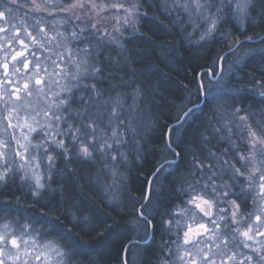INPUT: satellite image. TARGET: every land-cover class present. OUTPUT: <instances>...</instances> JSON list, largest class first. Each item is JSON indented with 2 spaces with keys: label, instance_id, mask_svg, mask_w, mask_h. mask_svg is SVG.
Segmentation results:
<instances>
[{
  "label": "snow or ice",
  "instance_id": "snow-or-ice-1",
  "mask_svg": "<svg viewBox=\"0 0 264 264\" xmlns=\"http://www.w3.org/2000/svg\"><path fill=\"white\" fill-rule=\"evenodd\" d=\"M261 3H264V0H261ZM3 6L5 11H0V20L5 19L6 13L10 17L14 10H19L24 6L28 8L25 12L26 17L38 16L40 18L31 25L32 30L24 26L23 22L20 27L12 25L15 28V34L5 38V43L9 47L13 41L22 46L20 51L12 49L15 51V54L11 56L13 61H16L17 57H22L23 68L28 69L32 61L25 53H29L35 60L34 72L27 77L22 89L16 87L8 95L15 97L14 104L21 101L22 90L26 96L30 97L32 92L28 81L38 77L35 78V86H42L40 89L42 92L45 90L44 86L47 87L49 104L42 114L40 111H34L31 115L26 114L22 122L19 112H27L26 109L17 105L9 110L5 132L8 129H13V131L8 133V140L0 139V182L5 186L10 178L15 182V177L23 171L24 175L20 178L26 184L28 181L27 168L32 166V160L39 162L44 156L47 157L48 167L52 168L56 157L48 155L50 149L64 157L65 160L72 158L73 150H75L74 155L81 159L91 160L94 154L100 155L105 168L110 170L115 178L118 175L116 166L126 157L124 153H118V159L117 155H111V153L117 151L119 146L127 144L128 137H135L137 133V128L130 121L126 122L121 119L124 115L122 98L106 96V90L98 87L103 83L99 76V73L103 71V61L100 59L103 55L102 49L104 46L118 44L117 37L109 35L106 31L101 33L97 25L90 21V27L86 26L72 31V42L82 43L85 47L78 48L75 53L67 49V56L63 52L59 53V62L52 60L54 72L50 74L47 67L43 69L48 76L47 81L43 76H39L42 61L36 54V50L48 51L46 44H51L55 39L54 36L49 37L48 31L41 26V21L46 22L59 17L63 23H70L68 16L61 14H74V10L92 11L97 7L94 0H70L68 3L64 0H23V4L20 0H4ZM113 7L123 8L124 23H130L135 27L136 19L141 14L138 3L132 2L131 7H125L123 4L113 5ZM163 8L167 13L166 19H171L173 12L177 14L173 21L174 28H178L183 20L192 26L193 31L203 29L201 35L203 40L213 36L230 19L241 24L251 19L255 4L253 0H165ZM87 14L85 12V15ZM76 18L79 19L78 16ZM21 30L29 43H25V39L20 38ZM6 32L5 28L0 27V33ZM231 35V33L223 34L224 42L229 44L230 49L234 47L230 42ZM253 39V37H247V41ZM243 43L239 39L235 41V45ZM80 53H83V56ZM46 59H51V57H46ZM225 59L223 55L218 56L214 63H219L222 68V62ZM3 68L7 75L8 64L4 63ZM15 71L20 70L15 69ZM209 73H212L213 78L215 77L214 69L209 68L204 75ZM53 75L60 79H53ZM61 79L65 81L63 84L60 82ZM255 83L260 88H264V81ZM213 87L210 85L208 89H205L202 80L198 84L199 92L205 95ZM54 88L58 90L54 91ZM259 95L264 97V91L259 92ZM141 96L140 91L134 94V98ZM74 101L81 107L73 108ZM190 103L191 107L181 106L172 117V122L166 125L167 132L164 139L167 154L162 157V163L153 173V179L149 181L148 194L145 196V200L149 202L155 189L159 187L155 181H159L161 177L167 180L169 175H173L171 170L178 167L181 151H185L184 144L190 135L187 125L190 123L192 113L199 107L196 101H190ZM117 109L120 110L117 111ZM210 111L212 114L206 115L202 121L210 133L206 134L201 131L199 126L191 133L201 142L204 160L193 156L192 165L196 171L188 173L193 180L199 178L205 183L199 186L192 184L187 188L182 183L180 190L189 197L184 204L193 207L181 208L177 205L175 206L177 211L163 213L158 223L165 232L171 233L173 225L177 228L183 227L175 217L191 213L188 218L192 223L187 224L186 230L183 231V239L177 245L176 251L179 253L180 264H217L218 257L220 264H228V262L231 264H264V231L260 230L264 228V204L259 203V201H264V107L233 106L231 109H225L222 105H217ZM97 114H107L108 123L104 128L98 126ZM38 117L46 118L47 122L40 125ZM13 120L17 122L14 124ZM109 127L112 129L111 136L107 133ZM15 129L21 130V137L27 144L21 143L15 134ZM24 129H27L29 133L39 131L46 137L52 138L48 139L46 144L32 146L28 141V136L24 134ZM213 140L216 143H213ZM13 141L16 148L13 151V159L9 160L7 151ZM29 147L35 148V155L31 157ZM185 155H187L186 151ZM188 176L181 174L178 180L186 181ZM43 187L40 178H36L34 190L30 188V194L39 196V190ZM107 187L111 188L112 185ZM206 196H211L212 199H206ZM230 197L234 199H229ZM248 203H251L259 213L255 215L251 223L249 221L252 220V214L248 213L245 216L241 213V207ZM214 206L218 210L216 218H212ZM147 207L146 203L141 205L142 210L137 218L146 224H151L152 220L149 216H145L143 211ZM195 210L203 214L201 219L209 218L208 222L197 223ZM4 211L10 212L7 208ZM164 216L169 218L165 220ZM0 221H2L0 223V264H29V251L38 248L44 251L36 255L34 259L40 261L43 256L44 264H76L74 249L78 247V242L72 240L70 236H64L54 230L36 228L32 224L21 225L19 220L10 215L0 217ZM13 225L17 227L13 228ZM242 225H247L246 230L241 231ZM73 227L76 225L74 224ZM145 233L147 235V228ZM53 235H59L61 239H45ZM26 236L29 239H25ZM63 240H67L68 243L64 244ZM177 240L179 241V234H177ZM229 246L233 249H250V254L244 255L243 252L232 251L231 255H228ZM181 248L184 249L182 253H180ZM12 250H15L14 254H10ZM160 253L161 255L157 257L159 264H169L173 254L169 244H165L160 249Z\"/></svg>",
  "mask_w": 264,
  "mask_h": 264
},
{
  "label": "trees",
  "instance_id": "trees-1",
  "mask_svg": "<svg viewBox=\"0 0 264 264\" xmlns=\"http://www.w3.org/2000/svg\"><path fill=\"white\" fill-rule=\"evenodd\" d=\"M94 2L97 7L108 10L120 4L131 7V3L136 2L141 13L135 27L130 23H116L118 28L123 26V34L121 32L116 36L118 44L104 46L100 57L103 71L99 76L103 83L98 87L106 90V96L122 98L124 115L121 119L130 121L137 128L136 136H129L127 144L114 151L115 155L124 153L126 157L116 166L119 177L111 179L102 157L97 154L91 160L71 158L66 162L59 161L50 190L47 188L39 196L31 195L18 185L16 179L15 182L8 180L6 186L0 182V216L9 213L4 211L7 208L10 212L24 214L32 222L41 224L43 221L45 229L70 236L78 242V247L74 249L76 264H123L121 258L126 243L130 239H140L139 235H142V227L141 232L135 231L133 221H140L137 208L145 197L148 178L167 154L164 139L166 125L172 122V117L181 106L190 107V101L200 102L198 72L203 68L217 70L218 63L214 61L229 49V44L223 39L224 33L232 34L230 42L233 45L237 39L261 37L256 42L244 41L238 45L235 51L225 56L222 65L239 50L248 48L236 67L237 77L231 79L230 88L237 89L240 103L246 108L264 106V99L258 96L262 88L255 83L264 81V3L253 0L252 18L246 20L243 29L230 19L209 39L197 42L188 35L190 26L183 20L178 28L173 27L177 16L175 12L171 14V19L165 18V0ZM96 8L92 11L77 10L81 14L76 24L74 19L78 13L69 17L73 30L81 28L79 26L90 27L89 21L95 22ZM85 12L88 14L85 15ZM208 79V75L201 74L200 81L204 86ZM137 91L142 96L134 98ZM208 105L205 96L204 103L192 113L193 118L187 125L190 133L184 144L187 155L181 151L178 167L171 170L173 175H169L167 180L162 178L161 188L151 196L150 202H146L148 207L143 210L144 215L152 220H157V217L146 213L149 207L150 212L153 207H157L156 210L153 208L155 212H160L180 198L178 188L183 181L178 178L189 172L185 160L188 155H203L200 140L191 133L197 126L200 127L209 113ZM97 124H103L100 114H97ZM200 130L210 133L205 127H200ZM103 167L107 170L106 175ZM109 185L112 187L106 188L109 191L106 194L104 188ZM74 224L76 227H73ZM53 236L61 239L59 235ZM154 236L142 246L135 244L128 248L127 264H130L133 248L136 249V264L156 263L160 254L157 246L164 238ZM62 242L68 243L67 240Z\"/></svg>",
  "mask_w": 264,
  "mask_h": 264
},
{
  "label": "rangeland",
  "instance_id": "rangeland-1",
  "mask_svg": "<svg viewBox=\"0 0 264 264\" xmlns=\"http://www.w3.org/2000/svg\"><path fill=\"white\" fill-rule=\"evenodd\" d=\"M67 3V2H65ZM21 4H23L21 2ZM4 4H0V11H5V8L3 6ZM25 8L27 6H24ZM24 7H22L24 9ZM28 9V8H27ZM96 14L94 17V21L95 22H91V23H95L98 27V29L101 31V33H104L105 31L109 34V35H114L117 36L118 34H120L122 32L123 34V26L122 29L118 28L116 23L118 22L119 24L124 25V9L123 8H117V7H113L112 9L108 10L106 8H96ZM20 10H14L13 13L11 14V16L9 17L6 13V17L3 20H0V27H3L7 30L6 33H0V45H3V47H0V139L3 140H8V133L12 132L13 129H8L7 132H5V126L7 125L8 122V115H9V110L12 109L14 106H19L22 109H26V111H20L19 112V116L21 118V122L23 121V118L26 114L31 115L34 111H40L41 114L43 112V110H47L48 104H49V98L47 95V87H45V90L42 92L40 89L42 86H35V78L38 77H34L31 81L29 82V86H30V90L32 92V95L26 96L23 92V90L21 91L20 95L22 97L21 101L16 102V104H14L13 102L15 101V97H9L8 93L11 91H14V89L16 87H20L22 89L23 83H25L27 81V77L29 75H32L34 72V63L35 60L33 59V57H31L29 55V53H25L26 56H28V59L30 61H32V63L29 64V68L28 69H24L23 68V64L21 63V61L23 60L22 57H17L16 61H11V55H10V51L11 49H16L17 51L22 50V46L18 44V42L13 41L12 45L9 47L6 43H5V38L9 37L11 35L15 34V28L12 27V25H15L16 27H20L21 26V22L24 23V26L29 27V30L31 29V25L36 23L37 20H39L40 18L38 16L36 17H26L25 15H22V17H16L17 14L15 13H19ZM78 13V17L80 16L81 12L74 10V14L73 13H68V14H61V15H67L68 18L69 17H74L75 14ZM77 18L74 19V24H76L75 22ZM236 21V20H235ZM246 22V21H245ZM245 22L243 24H241L240 22L236 21V23L240 26L241 29L244 28ZM78 24V23H77ZM41 26L45 27V30L48 31V35L49 37H55V39L52 41L51 44H46V48L49 49L48 51L45 50H36V54L37 56L40 58V60L42 61L41 64V70L39 72V76H43L45 81L48 80V76L45 74L44 72V68L47 67V71L48 73H53L54 72V65L52 64V60H57V62H59V56L58 54L63 52L65 53V56H67V49H70L73 53L76 52V50L78 48H83L85 47L84 44L82 43H73L71 40V32L74 31L73 28L71 27L70 23H63L61 21V19L59 17H57L56 19H50L45 21H41ZM121 26V25H120ZM69 27V29H67ZM81 28H83L82 26H79ZM108 30V31H107ZM203 29L199 30V31H193L192 26H190L189 29V33L188 35L191 37H194V41L200 42L202 41L201 39V35H202ZM58 33H62V35H58ZM20 38L25 39V43H29V40L27 38L24 37V33L21 30L20 33ZM210 37L203 39V40H207ZM237 49V48H236ZM235 49V50H236ZM35 50V49H33ZM234 50V51H235ZM248 52V48L239 50L238 52H236L234 54V56H232L227 63L222 65L221 68V73L219 75V78L217 79V81H212V79H208V81L206 80L205 83V89H208L210 87V85H213L214 87L212 88L211 91H209L205 96L208 99V109L207 111L209 112L206 115H211V111L212 109H214L217 105H222L225 109H231L233 106L234 107H241V108H246L245 104L242 105L240 103V98H239V93H237V89H233L230 88V84H231V79H234L235 77H237L236 74V67H238V65L240 64V59ZM7 53V55H6ZM81 56H83V53H80ZM46 57H51V59H46ZM7 63L8 64V69H7V75L5 74V69L3 68V64ZM15 69H19V72H16ZM216 74V71H215ZM53 79H60L59 77H55L53 75ZM8 81H10V83H8ZM61 84H63L65 81L63 79H61ZM251 89H254L253 87ZM261 89V88H260ZM54 91H57V88L53 89ZM264 91V88H262L260 90ZM77 95H80V93H77ZM258 96L259 93H258ZM264 99V97H262ZM73 108H80L81 105L77 102H73L72 104ZM248 107V106H247ZM260 107V106H258ZM256 107V108H258ZM262 107V106H261ZM264 107V106H263ZM193 115L190 117V120L193 118ZM103 118V124L100 125V128H104L107 123H108V117L107 114L102 115ZM38 119H40L38 117ZM14 124L17 122L16 120L12 121ZM47 122L46 118L45 119H40V125H44ZM66 127V126H65ZM200 127H205L209 132L210 130L201 122L200 123ZM24 134L28 136V141H30V144L32 146L35 145H41V144H46L47 140L52 138V137H46L45 135H43L41 132H36V133H29L27 131V129H24ZM111 131L112 129L109 127L107 129V133L109 136H111ZM15 134L17 136V138H19L21 140V143H26V141L23 140V138L21 137V130L20 129H15ZM111 142V141H110ZM67 143V141H66ZM213 143H216V141L213 140ZM201 145V142H200ZM69 147H71V145H69ZM16 148V144L13 141L10 145L9 150L7 151V158L9 160L13 159V151ZM40 151L42 152L43 149L41 148ZM75 150H73V156L72 159H81L78 158L74 155ZM203 155L200 156H196L198 157L200 160H204V152L202 151ZM29 155L30 157L32 155H35V148L33 147H29ZM48 155H52L56 157V160L54 162V165L52 168L48 167V161H47V157L44 156L42 158V160H40L39 162L37 160H32V166L27 168V172H28V181L27 183H23L21 180V176L24 175L23 171L17 175L15 177V179L17 180L18 185H21L23 188L26 189V191H28L30 193V188H33L34 183H35V179L36 178H40L41 183L44 185L43 188H41L39 191L42 192L44 190H46L48 188V190H50L51 188V183H52V177L55 174V169H56V163L59 161H67L65 160L64 157L60 156L57 152L51 151V149L49 150ZM111 155H115L114 151L111 153ZM192 157H190V155H188V157L185 159L187 166L188 167V171L189 172H195L196 169L194 167V165H192ZM17 160L19 158H16ZM103 160V158H102ZM207 162V161H205ZM104 173L107 171L104 167H103ZM108 174L110 175L111 179L114 178L111 174V171L108 170L107 171ZM186 174V176H188V173ZM106 175V173H105ZM119 177V174L116 176ZM106 178V177H105ZM162 178L159 181H155L156 184L159 185V187H157L155 189V192H158L159 189L161 188V184H162ZM11 179V178H10ZM114 183V182H111ZM183 183V186L185 188L189 187V185L192 184H196V185H201L203 183H205L204 180H200L199 178L197 180H193L191 178V176H188V179L186 181L181 182V184ZM108 187L104 188V192L107 194V189ZM181 187L178 188V192H179V199L172 201L169 204L168 208H164L162 211H158L155 212V208L157 207H153L151 206V212H150V207H149V212L146 211V213L148 215H154L156 216L157 220H160L161 216L163 213L168 212L171 213L173 211H177L176 207L177 205H179L181 208L183 207H189L192 208V205H185L184 202L187 201L189 199L188 196L184 195V193L180 190ZM34 190V188H33ZM197 190L199 191V187L197 188ZM206 199L211 200L212 197L211 196H206ZM113 199V198H111ZM262 201H259V203H261ZM256 209V208H255ZM216 212V217L218 215V210L213 209ZM197 215H196V222L200 223V222H206L208 220V218H203L202 217V213H199L198 210H195ZM10 215L11 217L16 218L17 220H19L21 225H25V224H32L34 227L36 228H40V229H45L42 227V223H44L43 221H41V224L32 222L33 220H29L26 218V216L24 214H20L18 212H9L5 215H1L0 217L3 216H8ZM191 215V213H188L186 216H181V215H177L175 217L176 220H179L181 225H183V227L181 228H177L175 225H173V228L171 230V233L167 232V236L164 237V239L162 241L159 242V248L162 249L164 247L165 244H169V246L171 247L174 244V247H171L172 249V256L171 257V261L169 262V264H180L179 260H178V255L179 253H177V245L180 241H176L175 237L177 236V232L179 231H184L186 230L187 224L188 223H192V221L188 218ZM214 217V218H216ZM165 220H167L169 217L168 216H164L163 217ZM0 223H2V221H0ZM133 227H135V231L137 232H141V223L138 222L137 220L133 221ZM211 227V225H209ZM13 228H16V225L12 226ZM143 228V227H142ZM183 238V235H182ZM25 239H29V237H25ZM46 240L49 239H56L54 236H49L45 238ZM58 240V239H57ZM173 241H176V243H173ZM202 246V245H201ZM31 246H29L30 248ZM15 250H12L10 252V254H14ZM44 250L42 248H38L35 250H30L29 251V256H28V261L29 264H44L45 258L42 256L40 261H37L34 259V257L36 255H39L41 252H43ZM184 251L183 248L180 249V253H182ZM161 255V253L159 254V256ZM22 259H24V257L22 256ZM129 262L130 264H136V249L133 248V252L131 253V256L129 257ZM159 264V261H158Z\"/></svg>",
  "mask_w": 264,
  "mask_h": 264
},
{
  "label": "flooded vegetation",
  "instance_id": "flooded-vegetation-1",
  "mask_svg": "<svg viewBox=\"0 0 264 264\" xmlns=\"http://www.w3.org/2000/svg\"><path fill=\"white\" fill-rule=\"evenodd\" d=\"M20 2H22L23 3V0H20ZM0 4H4V0H0ZM20 11H19V13H15V14H17V18L18 17H22V15H25V12H27L28 11V9H27V7L25 8L24 7V9L23 8H20L19 9ZM15 51H17L16 49H15ZM15 51H12V49H11V51H10V55L12 56V55H14L15 54ZM20 51V50H19ZM11 61H12V59H10ZM9 180H11V179H9ZM229 199H234V197H230ZM260 204H264V201H262ZM221 206H223V205H221ZM213 209H214V207H213ZM212 209V212H213V217L212 218H214V217H216V212L214 211ZM215 209H217V207L215 206ZM241 213L242 214H244L245 216H247V214L248 213H251L252 214V220L251 221H249L250 223L252 222V221H254V219H255V215H257V214H259L258 212H257V210L255 209V207L251 204V203H248V204H246V205H243L242 207H241ZM137 215H138V213H137ZM207 218V217H206ZM209 219V218H208ZM152 220V219H151ZM158 221L159 220H152V223L151 224H146L144 221H142V220H140V221H138V222H140L142 225V235H139L140 236V239L139 240H143V239H145L147 236H148V234H149V232H151V237H153V235H155L154 237H162V238H164V237H166L167 236V232H165L162 228H161V225H160V223H158ZM208 222V220L206 221V222H204V223H207ZM246 227H247V225H242L241 226V231H243V230H246ZM147 228V235H146V233H145V229ZM261 231H264V228H261L260 229ZM177 234H179V241L180 240H182L183 238H182V235H183V231H179V232H177ZM175 240L176 241H178L177 240V236L175 237ZM132 245H135V244H131L130 246H129V248L132 246ZM136 245H140V246H142V245H144V244H136ZM158 247V250H160V248H159V246H157ZM171 247H174V244L171 246ZM232 251H238V252H243V254L244 255H248V254H250V249H233L231 246H229V250H228V255H231V252ZM172 258H173V256H172ZM225 260H226V257H225ZM155 264H158V260H156V263ZM217 264H220V258L218 257L217 258ZM228 264H231V262H228Z\"/></svg>",
  "mask_w": 264,
  "mask_h": 264
},
{
  "label": "water",
  "instance_id": "water-1",
  "mask_svg": "<svg viewBox=\"0 0 264 264\" xmlns=\"http://www.w3.org/2000/svg\"><path fill=\"white\" fill-rule=\"evenodd\" d=\"M261 39V37H258V38H254L252 41H247V37L246 38H243V39H241L240 41H242V42H244V41H246V42H256V41H258V40H260ZM237 46L238 45H234V47H232L231 49L229 48V49H227L226 51H224L223 53H222V55L223 56H226V55H228L229 53H231L232 51H234L236 48H237ZM209 68H203V69H201L199 72H198V82H200V76H201V74H203V73H205L207 70H208ZM220 73H221V67H220V65H219V63H218V67H217V70H216V74H215V77L213 78V76H212V73H209L208 74V77L210 78V79H212V81H217V79L219 78V75H220ZM200 96H201V100H200V102L198 103V105H199V107L204 103V101H205V94H203V93H201L200 92ZM192 106V105H191ZM190 106V107H191ZM198 107V108H199ZM166 132H167V129H166ZM162 163V162H161ZM159 166V165H158ZM157 166V167H158ZM156 167V168H157ZM156 168H155V170H156ZM155 170L150 174V176H149V178H148V182H147V187H146V192H145V196L148 194V189H149V181L150 180H152L153 179V173L155 172ZM147 202V200H145V197H144V199H143V202L138 206V208H137V213H139L142 209H141V205L142 204H145ZM150 238H151V232H149V234H148V236L145 238V239H143V240H139V239H130L127 243H126V245H125V247H124V249H123V252H122V263L123 264H127V261H126V253H127V250H128V248H129V246L131 245V244H144V243H146V242H148L149 240H150Z\"/></svg>",
  "mask_w": 264,
  "mask_h": 264
}]
</instances>
